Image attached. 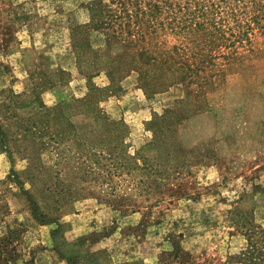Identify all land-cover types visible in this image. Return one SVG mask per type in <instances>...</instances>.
<instances>
[{"label":"rangeland","instance_id":"obj_1","mask_svg":"<svg viewBox=\"0 0 264 264\" xmlns=\"http://www.w3.org/2000/svg\"><path fill=\"white\" fill-rule=\"evenodd\" d=\"M90 1L0 0L3 264H222L264 219V57L146 94Z\"/></svg>","mask_w":264,"mask_h":264},{"label":"trees","instance_id":"obj_2","mask_svg":"<svg viewBox=\"0 0 264 264\" xmlns=\"http://www.w3.org/2000/svg\"><path fill=\"white\" fill-rule=\"evenodd\" d=\"M86 8L88 27L102 35L106 45L122 44L124 61L127 58L124 71L135 72L146 94L182 81L205 84L207 68L220 50H224L220 56L240 48L264 57V0H91ZM137 35L148 39L157 35L159 42L138 51ZM72 42L79 61L81 48ZM92 117L99 116L94 112ZM162 117L155 116L149 126L153 129ZM230 213L232 227L244 236L245 245L222 264H264V219L255 222L251 208ZM41 217L38 221L44 222ZM4 239L0 238V264L13 256Z\"/></svg>","mask_w":264,"mask_h":264},{"label":"crops","instance_id":"obj_3","mask_svg":"<svg viewBox=\"0 0 264 264\" xmlns=\"http://www.w3.org/2000/svg\"><path fill=\"white\" fill-rule=\"evenodd\" d=\"M121 264H128L127 262L121 263Z\"/></svg>","mask_w":264,"mask_h":264}]
</instances>
